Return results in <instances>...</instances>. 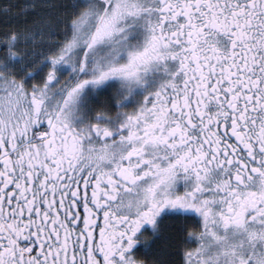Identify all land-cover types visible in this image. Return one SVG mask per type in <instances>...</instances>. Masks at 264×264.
I'll use <instances>...</instances> for the list:
<instances>
[{"label":"snow or ice","instance_id":"1","mask_svg":"<svg viewBox=\"0 0 264 264\" xmlns=\"http://www.w3.org/2000/svg\"><path fill=\"white\" fill-rule=\"evenodd\" d=\"M0 264H264V0H0Z\"/></svg>","mask_w":264,"mask_h":264}]
</instances>
